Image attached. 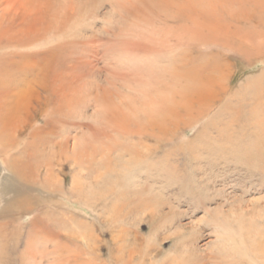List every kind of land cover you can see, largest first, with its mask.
I'll use <instances>...</instances> for the list:
<instances>
[{
	"label": "rangeland",
	"instance_id": "374dc122",
	"mask_svg": "<svg viewBox=\"0 0 264 264\" xmlns=\"http://www.w3.org/2000/svg\"><path fill=\"white\" fill-rule=\"evenodd\" d=\"M176 1L0 0V264H264V0Z\"/></svg>",
	"mask_w": 264,
	"mask_h": 264
},
{
	"label": "bare ground",
	"instance_id": "6f19581e",
	"mask_svg": "<svg viewBox=\"0 0 264 264\" xmlns=\"http://www.w3.org/2000/svg\"><path fill=\"white\" fill-rule=\"evenodd\" d=\"M161 2H165V3H168L169 2V0H160ZM178 1L180 2V4H182L184 7H186L185 9H193L194 7H196V6H200V5H202V3H204L205 5H206V7L205 8H209V9H212V10H214L215 8H214V6H213V8H212V3H213V0H177L176 2L178 3ZM218 1H222V0H218ZM231 1V0H230ZM21 3V2H20ZM54 3V2H53ZM169 3H171V5H173V4H175V2H169ZM176 5V4H175ZM18 6V5H17ZM19 7V6H18ZM176 7V6H175ZM184 7H181V8H179L180 10H179V15L178 16H180L182 13H183V11L182 10H184L183 8ZM178 8V7H177ZM194 10V9H193ZM211 10V11H212ZM14 11V10H13ZM192 12V11H191ZM203 15L202 16H199L198 17V19L200 20L198 23L195 21V20H193L194 18L193 17H185L184 16V19L183 20H185V21H193L194 22V25L193 26H195L196 24H198V26H199V28L200 27H202V29L204 28H206L207 26H209V23H208V18L210 17V16H207V15H210V11L207 13L206 11L204 12V13H202ZM177 19V18H176ZM189 24V23H188ZM191 25V24H190ZM197 27V26H196ZM195 27V28H196ZM34 28V27H33ZM203 29V30H204ZM180 32H181V34H178V36H176V37H182V36H185V35H187V36H190V37H205V36H202L201 34H199V33H201V32H199V33H196L197 32V30H191V29H187V28H183V27H181L180 28ZM207 30V29H206ZM206 30H205V32H206ZM204 32V33H205ZM208 37V36H207ZM210 37V36H209ZM191 42V41H190ZM225 45V44H224ZM228 46H229V44H228ZM261 46H264L263 44L261 45ZM230 47V46H229ZM136 48V47H135ZM137 49V48H136ZM147 49H148V47H147ZM146 49V50H147ZM222 49H224V48H222ZM146 50H144V51H146ZM231 50H232V48H231ZM149 51V49L146 51V52H148ZM219 54V53H218ZM187 57V56H186ZM181 60H183V59H181ZM184 61V60H183ZM212 61H214V60H212ZM175 62H179V60L177 59L176 60V58H175ZM215 62H217V60L216 61H214V63ZM213 63V62H212ZM185 64V63H184ZM214 65V64H213ZM189 66V65H188ZM207 66H202L200 69H193V70H195V71H193V70H186V69H184V70H179V71H177L176 70V75H175V79H173L174 80V82H176L177 83V85H178V94H184L185 95V93L187 94H189L190 92H192V89H193V86H197V82H200V80H201V77H202V75L204 74V72H206V70H204L203 71V69H205ZM209 67H210V64H209ZM189 68V67H188ZM214 71H211L212 73H210V75L212 76V75H214L215 73H218V72H216V68L215 69H213ZM223 71V70H222ZM219 74V73H218ZM263 77V76H262ZM223 78V77H222ZM168 80V79H167ZM215 80V79H214ZM165 81V80H164ZM261 83V82H260ZM215 84V83H214ZM262 84V83H261ZM202 85V84H201ZM263 85V84H262ZM170 86H171V84H170ZM172 86H174V84H172ZM256 86V85H255ZM201 88V87H200ZM199 88V89H200ZM204 88V87H203ZM213 88V87H212ZM261 88H262V86H261ZM78 89V88H77ZM164 89V88H163ZM214 89V88H213ZM263 89V88H262ZM208 89H204V91H207ZM240 90V89H239ZM255 90H258L257 88H255L254 89V91L253 92H255ZM264 90V89H263ZM215 91H217L216 89H215ZM237 92V91H236ZM252 92V93H253ZM19 92L17 91L16 92V98H15V101H14V106H13V110L11 111V115H15V114H17L20 110H21V107H22V99H24V97H25V94H26V91H25V93H24V95L22 94V95H20V94H18ZM161 93H163V92H161ZM174 93V92H173ZM207 94H209V92H206ZM205 93V94H206ZM158 94V93H157ZM178 94H176V96L178 95ZM259 94H260V92H259ZM167 95V94H166ZM196 95V94H195ZM261 95V94H260ZM162 96V95H161ZM168 96V95H167ZM22 97V98H21ZM164 97V96H163ZM173 97H169V99H172ZM157 100V99H156ZM159 100V99H158ZM13 101V100H12ZM159 101H162V103L160 104V108H162L163 107V109L161 110V111H163L164 109V112H162V113H164V114H166V115H168L169 116V112H168V106H169V101L168 100H159ZM158 101V102H159ZM11 103H13V102H11ZM154 103V102H153ZM172 103V102H171ZM256 103V102H255ZM262 103V102H261ZM151 104V103H150ZM156 104V103H155ZM11 105V104H10ZM153 105V104H152ZM158 105V104H157ZM168 105V106H167ZM173 105V104H172ZM171 104H170V106H172ZM158 108V107H157ZM160 108H159V112H158V114L160 113ZM170 108V107H169ZM171 108H173V106L171 107ZM254 108V107H253ZM252 108V109H253ZM4 109V108H3ZM7 109V108H6ZM10 109H12V108H10ZM10 109H8V110H10ZM155 109H156V107H155ZM224 109H226V108H224ZM251 109V110H252ZM254 109H256V108H254ZM5 110V109H4ZM158 110V109H157ZM153 111V110H152ZM156 111V110H155ZM166 111V112H165ZM251 112V111H250ZM153 113H155L154 111L151 113V111H150V114H153ZM171 113V112H170ZM8 115V114H7ZM155 115V114H154ZM154 115H153V117H154ZM157 115V114H156ZM163 116H165V115H163ZM149 117V116H148ZM147 117V118H148ZM152 116H150V118H151ZM156 118V117H155ZM253 118V117H252ZM157 119H159V116H157ZM164 119V118H163ZM1 121V124H0V143L2 142V143H4V144H8V146H7V149L6 150H8V152L10 151L11 152V150L13 149V145H14V141H12L11 140V137L12 138H14V135L13 136H11L10 137V134L8 133V132H11V127H14L16 124H15V121L14 122H12L11 124H9V123H7L5 120L3 121V119H1L0 120ZM159 122H161V121H159ZM47 124H48V122H47ZM151 124V123H150ZM158 124H160V126H162V125H164L162 122L161 123H158ZM264 124V123H263ZM45 125V124H44ZM46 126V125H45ZM51 126V125H50ZM264 128V125H263V127H262V129ZM15 129H16V127H15ZM15 129H14V131H15ZM166 130V129H165ZM31 131H33V130H31ZM8 133V134H7ZM6 134H7V136H6ZM38 137V136H37ZM31 138H32V141H30V143H29V145H28V147H30V144H31V146L33 147V146H35L34 144L36 143V138L34 137V136H31ZM34 139V140H33ZM48 140V139H47ZM41 141V140H40ZM51 141V140H50ZM22 143V142H21ZM27 146V145H26ZM35 147H33V149H34ZM137 148V147H136ZM18 150V149H17ZM35 150V149H34ZM93 150V149H92ZM125 150V149H124ZM16 152V151H15ZM44 152V151H43ZM7 154V153H6ZM5 154V156H6V158H7V156L9 155V154H7L6 155ZM108 154H109V152H108ZM27 155V157H29V156H31V155H33L32 153H28V152H24L23 153V157H25ZM72 156L70 157V161L68 160V159H66L67 161H69L70 163H73L74 165H77L78 163H79V159L81 158L80 156L82 155L81 154V151H79L78 150V148L77 147H74L73 148V150H72V154H71ZM4 156V155H3ZM3 156H1L0 155V161L1 162H3V163H5L4 161L6 160ZM80 157V158H79ZM134 157V156H133ZM32 158V157H31ZM2 159H5L4 161H2ZM33 159V158H32ZM54 158H52V160H53ZM10 161V160H12V159H10V158H7V161ZM39 161V160H38ZM54 161V160H53ZM8 163V162H7ZM10 163H12L11 164V167L15 170V172H17V175H20V176H22V177H24L25 175H23V173H24V170L27 168L26 166H23V165H21L20 163H19V160L18 159H15V160H12V162H10ZM9 163V164H10ZM60 163V162H59ZM46 165V175H47V178H52L53 177V168H52V162L51 161H48L47 163H45ZM114 165V164H113ZM4 166V165H3ZM29 167V166H28ZM3 168H5V167H3ZM58 169V168H57ZM171 169V168H170ZM60 172H62V171H60ZM4 173H6V168H5V170L4 171H1V175L2 174H4ZM1 175H0V182L1 181H3L4 180V177H1ZM77 175V174H76ZM175 175V174H174ZM171 177V176H170ZM174 177V176H173ZM3 178V179H2ZM14 182V181H13ZM78 182V181H77ZM9 183V182H8ZM7 183V184H8ZM138 185V184H137ZM4 186H5V184H3L2 185V190L4 189ZM16 186V185H15ZM6 187V186H5ZM9 187H10V185H9ZM141 188V187H140ZM5 190V189H4ZM12 190V189H11ZM1 191V190H0ZM7 192L9 193L10 191H8V189H7ZM19 192V191H18ZM126 192V191H125ZM16 193V192H15ZM145 193V192H144ZM3 194H5V193H3ZM2 194H0V199L2 198V196H1ZM126 195V194H125ZM129 196V195H128ZM6 197V196H5ZM6 199V198H5ZM133 199V198H132ZM2 200V199H1ZM4 200V199H3ZM131 200V199H130ZM8 202V201H7ZM5 204V203H4ZM18 204V203H17ZM10 205V204H9ZM107 205V204H106ZM14 206V205H13ZM19 209V208H18ZM140 209V208H139ZM5 210V209H4ZM14 210V209H13ZM12 210V211H13ZM30 210V209H29ZM22 211V210H21ZM28 211V210H27ZM2 213V212H1ZM3 215V214H2ZM6 215V214H5ZM135 220V219H134ZM173 225V224H172ZM37 228V227H36ZM38 233V232H37ZM81 236V235H80ZM46 237V236H45ZM44 237V238H45ZM76 237V236H75ZM53 238V237H52ZM45 239H47V238H45ZM44 241V240H43ZM47 241V240H46ZM49 243V242H48ZM34 245H35V243H34ZM47 253V252H46ZM47 256V255H46ZM44 261V260H43ZM52 264V263H51Z\"/></svg>",
	"mask_w": 264,
	"mask_h": 264
}]
</instances>
